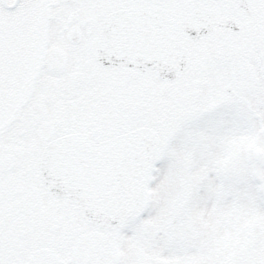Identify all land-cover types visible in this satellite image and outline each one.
Masks as SVG:
<instances>
[{
    "label": "snow or ice",
    "instance_id": "obj_1",
    "mask_svg": "<svg viewBox=\"0 0 264 264\" xmlns=\"http://www.w3.org/2000/svg\"><path fill=\"white\" fill-rule=\"evenodd\" d=\"M0 264H264V0H0Z\"/></svg>",
    "mask_w": 264,
    "mask_h": 264
}]
</instances>
